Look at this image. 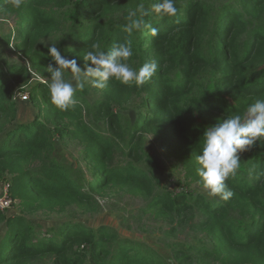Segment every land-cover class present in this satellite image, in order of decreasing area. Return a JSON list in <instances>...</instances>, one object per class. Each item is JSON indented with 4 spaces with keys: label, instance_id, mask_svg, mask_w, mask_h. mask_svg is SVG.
I'll return each mask as SVG.
<instances>
[{
    "label": "trees",
    "instance_id": "trees-1",
    "mask_svg": "<svg viewBox=\"0 0 264 264\" xmlns=\"http://www.w3.org/2000/svg\"><path fill=\"white\" fill-rule=\"evenodd\" d=\"M155 2L22 0L16 7L14 0H0V19L17 21L0 44H12L27 62V67L0 65V182L8 183V196L21 214L0 210V264L39 258L52 264H167L159 252L121 238L108 226L94 229L64 220L37 233L22 216L72 208L92 213L95 197L112 189L140 198L141 215L193 229L199 245L175 254L179 264H264V138L239 154L240 167L226 181L234 193L227 201L164 189L150 170L153 161L144 162L148 168L142 165L141 152L142 136L153 135L162 155L182 167L184 180L202 187L196 156L204 130L264 98V0H176V17L146 18L158 29L156 37L149 29L123 31L130 12L140 4L150 9ZM127 41L134 53L130 67L157 63L148 82L137 87L110 80L98 89L85 77L68 109L51 103L52 44L83 72L89 63L83 57L94 45L107 52ZM62 71L69 81L71 69ZM32 73L47 81L31 87L35 116L29 123L6 126L15 115L12 94ZM91 92L95 98H89ZM115 107L134 110L127 117V138ZM95 121H102L106 132ZM54 135L82 149L89 179L54 160ZM118 155L124 162L114 164Z\"/></svg>",
    "mask_w": 264,
    "mask_h": 264
},
{
    "label": "rangeland",
    "instance_id": "rangeland-1",
    "mask_svg": "<svg viewBox=\"0 0 264 264\" xmlns=\"http://www.w3.org/2000/svg\"><path fill=\"white\" fill-rule=\"evenodd\" d=\"M17 21L12 16H4L0 19V40L14 32ZM12 64H20L27 67L24 57L18 53L12 44H0V65L6 67ZM66 78L73 85L78 81H83V74L71 73ZM47 83L46 80L36 77L33 73L29 77L26 85L17 86L12 94L11 103L15 111L13 118L5 124L6 126L16 123H29L35 116L36 110H33L30 104L29 93L31 87L35 84ZM26 96V99L23 97ZM96 95L91 92L89 98H95ZM133 111L130 107L112 109L113 113L122 115L124 126V135L127 138L128 121L127 117L132 116ZM100 132H106V127L102 121H95ZM55 154L54 160L63 164L74 166L76 171L83 172V177L87 179L88 171L82 160V149L70 140L61 141L56 135L53 137ZM123 146V145H122ZM124 147V146H123ZM141 152L144 158L142 165L144 168L149 166L144 163L147 159L153 161L154 165L150 167L153 175L158 177L162 183V187L168 191L181 189L194 191L202 194H208L207 191L195 183H187L184 180V171L181 166L177 165L173 159H167L162 155L161 147L151 134L142 136ZM114 164L123 163L122 156H114ZM149 171V170H147ZM8 185L6 182H0V196L2 188ZM163 189V188H162ZM209 196V195H208ZM96 208L94 211L82 214L81 210L72 208L64 213H30L22 215L28 221L29 225L37 231H45L64 220L84 223L88 228H97L99 226H108L115 229L121 238L132 242L142 243L159 252L166 260L167 264H179L174 260V255L179 256L180 253H188L189 249L195 245H199L200 237L195 234L189 226L179 227L176 223L168 224L160 219L144 216L140 214L143 201L138 197H133L125 191L112 189L109 192L96 196ZM17 203H13L8 210H2L5 215H21L17 209ZM1 231V228H0ZM23 264H52L50 258H39L36 261H27Z\"/></svg>",
    "mask_w": 264,
    "mask_h": 264
},
{
    "label": "clouds",
    "instance_id": "clouds-1",
    "mask_svg": "<svg viewBox=\"0 0 264 264\" xmlns=\"http://www.w3.org/2000/svg\"><path fill=\"white\" fill-rule=\"evenodd\" d=\"M14 2L15 6L19 7L22 0ZM177 14L176 0H156L150 9L140 4L129 13L122 29L130 34L149 29V34L156 37L158 29L146 22V18L157 15L170 19ZM48 52L54 61V64L47 67L50 73L49 98L51 103L61 110H66L75 103L74 94L77 88L83 87L79 81L74 86L66 80L62 69H71L77 76L82 73L90 80L92 87L104 89L110 80L119 81L124 85L143 86L158 68L155 61L146 62L138 69L130 67L127 61L134 54L131 41L115 46L107 52L99 50V45H94L83 57L89 62L83 72L75 59H67L61 55L56 44H52ZM261 138H264V98H257L242 113L233 114L204 130L202 146L196 156L199 165L196 173L209 196H219L224 201L233 197L234 193L228 188L226 181L235 175L240 167L239 154L248 151Z\"/></svg>",
    "mask_w": 264,
    "mask_h": 264
},
{
    "label": "built area",
    "instance_id": "built-area-1",
    "mask_svg": "<svg viewBox=\"0 0 264 264\" xmlns=\"http://www.w3.org/2000/svg\"><path fill=\"white\" fill-rule=\"evenodd\" d=\"M27 97L24 96L23 99H26ZM8 188L9 186L6 185L2 188V195L0 196V210H8L12 207L13 203L15 201H12L8 196Z\"/></svg>",
    "mask_w": 264,
    "mask_h": 264
}]
</instances>
